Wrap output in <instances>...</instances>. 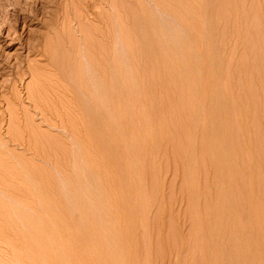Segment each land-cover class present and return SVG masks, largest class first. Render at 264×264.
Returning a JSON list of instances; mask_svg holds the SVG:
<instances>
[{
  "label": "rangeland",
  "instance_id": "obj_1",
  "mask_svg": "<svg viewBox=\"0 0 264 264\" xmlns=\"http://www.w3.org/2000/svg\"><path fill=\"white\" fill-rule=\"evenodd\" d=\"M0 264H264V0H0Z\"/></svg>",
  "mask_w": 264,
  "mask_h": 264
},
{
  "label": "bare ground",
  "instance_id": "obj_2",
  "mask_svg": "<svg viewBox=\"0 0 264 264\" xmlns=\"http://www.w3.org/2000/svg\"><path fill=\"white\" fill-rule=\"evenodd\" d=\"M184 1V0H183ZM187 5V4H186ZM191 5V4H190ZM192 10V9H191ZM198 18V17H197ZM210 33V32H209ZM209 35V34H208ZM210 41V40H209ZM33 176V175H32ZM32 182V181H31ZM34 182V181H33ZM34 210V209H33ZM49 221V220H48ZM42 231V230H41ZM54 233V232H53ZM55 234V233H54Z\"/></svg>",
  "mask_w": 264,
  "mask_h": 264
}]
</instances>
